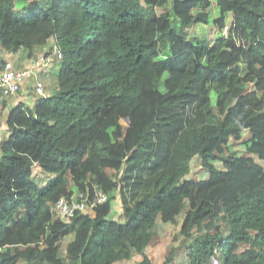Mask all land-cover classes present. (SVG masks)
Listing matches in <instances>:
<instances>
[{
	"label": "trees",
	"instance_id": "obj_1",
	"mask_svg": "<svg viewBox=\"0 0 264 264\" xmlns=\"http://www.w3.org/2000/svg\"><path fill=\"white\" fill-rule=\"evenodd\" d=\"M0 46L59 62L0 139V264H153L158 222L165 264H264V0H0Z\"/></svg>",
	"mask_w": 264,
	"mask_h": 264
},
{
	"label": "built area",
	"instance_id": "obj_2",
	"mask_svg": "<svg viewBox=\"0 0 264 264\" xmlns=\"http://www.w3.org/2000/svg\"><path fill=\"white\" fill-rule=\"evenodd\" d=\"M55 55L59 58L63 57L62 52L59 48L54 51ZM51 58L42 59L41 63L38 64L42 69H48ZM32 79L34 83L35 94L45 97V80L42 76V72L35 68H19L16 67L12 62L5 61L4 67L0 73V96L8 97L19 93L25 86L26 81ZM108 199V194L103 190H96L94 201L89 205L88 200L84 197L82 192L75 193L73 198L68 200L65 197L58 199L52 203L51 211L55 216L68 219L74 216L77 212L85 211L88 208L101 205ZM212 264H220V260L217 255V250L213 256ZM183 264H188L184 262Z\"/></svg>",
	"mask_w": 264,
	"mask_h": 264
},
{
	"label": "crops",
	"instance_id": "obj_3",
	"mask_svg": "<svg viewBox=\"0 0 264 264\" xmlns=\"http://www.w3.org/2000/svg\"><path fill=\"white\" fill-rule=\"evenodd\" d=\"M46 49H39V50L35 51L32 56L29 55V51L28 50H26L27 52H26V54L24 56L20 52L18 54V56L21 57V58L20 59H18V58L16 59V63H17L16 67H19V68H28V67L29 68H31V67L35 68L36 67L35 68L36 70L41 71L42 72V76L44 77V80H45V85H46L45 95L47 96L48 94H50V92L57 85L56 75H57V72L59 70V62L53 60V61L50 62L48 69H45V68L42 69V67H40L38 64L41 63L42 59H44L47 55H49V53L45 52ZM0 50H1V54H0V63H1V60H3L2 58H4L3 56L5 54H9V53L6 52L1 46H0ZM22 52H24V51H22ZM11 55H16V54H11ZM34 95H35V91H33V80L29 79V80L26 81V84H25L24 88L19 93H17L16 95L7 97V98L12 97V99H8L5 102V99H7V98L0 96V103H1V100L3 98V101H4L3 106H5V104L8 105V107H6V108H8V110L11 107H16V106H18L20 104H23L25 106L33 107V106H35V104L38 101H36V99H35V101L32 102V104H30L29 102H27V100L31 99L32 96L34 97ZM5 121H6L5 125H3V127L0 129V132H1L0 133V135H1L0 139L8 138L10 136V133L7 131V119ZM39 170L40 169H38V171ZM167 225H170V224L163 223V222H158L156 224L155 234H154V237L152 238V241L149 244V246L153 245V243H154L153 239H155L156 237H159V236H157V234H158L157 227L161 226L165 230V229H167ZM158 240H159V242H158L159 247L161 246L162 243L164 245V248L162 250L164 257L166 255H168V252H170V250H171V248L173 246H177L179 244V242H178L177 245H174L175 241H173V238L172 239L171 238H167V236H162ZM149 246L147 248V253L152 258L153 264H156L155 261H154V257L157 254H152L149 251V248H150ZM140 259H141V255H136V256H134L133 258H131L128 261L119 262L117 264H139ZM185 259H186L185 252H184V255H182L181 252H180V249H179V250H177L175 252V259L172 261V264H176V263L182 264V261L185 260ZM165 261H164V264H165Z\"/></svg>",
	"mask_w": 264,
	"mask_h": 264
},
{
	"label": "rangeland",
	"instance_id": "obj_4",
	"mask_svg": "<svg viewBox=\"0 0 264 264\" xmlns=\"http://www.w3.org/2000/svg\"><path fill=\"white\" fill-rule=\"evenodd\" d=\"M229 25V24H228ZM52 43V42H51ZM27 51H24V52H21L23 54V56L26 54ZM0 54H1V50H0ZM19 54V53H18ZM18 54L16 55H11L10 53L9 54H5L2 58V59H5V61H10L12 62L15 66H17V63H16V59H20L21 57L18 56ZM36 68V67H35ZM0 73H1V70H0ZM33 91H34V83H33ZM16 95V94H15ZM35 97V98H34ZM34 97L32 96L31 99H28L27 102H29L30 104H32V102L35 101H38L41 96L38 95V94H35ZM5 99V98H4ZM3 98L1 100V103H0V129L3 127V125H5L6 123V119H7V116H8V105L5 104V106H3ZM6 108V109H5ZM123 121H126V120H123ZM125 129V125L122 123V130L124 131ZM1 133V132H0ZM249 131L248 130H245L243 133H242V138L241 139H244V138H247L249 136ZM1 137V135H0ZM256 156V159H258L263 165H264V160L263 159H260L257 155ZM38 169H40V167H35L34 170L37 172ZM200 170V165H199V159L197 158L195 161H194V166H193V175H196L198 176V172H200V176H201V170ZM120 203H119V194L118 192L116 193V199H114L113 201V215H114V218L115 219H118V220H123L122 219V215H121V211H120ZM179 229V226H175V225H167V229L164 230L163 227L161 226H158L157 227V231H158V234L157 236L159 237H156L155 239H153L154 243L153 245L149 246V251L152 253V254H157L155 257H154V261L156 264H164V261L168 258V255H166L165 257L163 256V248H164V245L163 243L161 244V246L159 247V240L162 236H167V238H174V235L176 233V231ZM73 235L70 234L66 239H64L62 242H60V245L63 249H66L67 248V244L68 242L72 239ZM166 239V238H165ZM174 241V239H173ZM178 244V241L176 240L174 245H177ZM166 246V245H165ZM159 248V249H158ZM51 249L50 248L47 253H48V256L49 258L51 259L52 256H51ZM178 264V263H176Z\"/></svg>",
	"mask_w": 264,
	"mask_h": 264
}]
</instances>
